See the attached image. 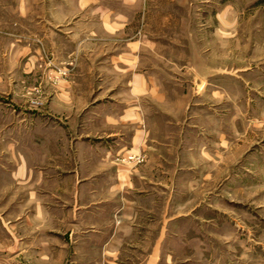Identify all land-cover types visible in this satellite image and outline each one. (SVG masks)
Segmentation results:
<instances>
[{
  "label": "crops",
  "instance_id": "obj_1",
  "mask_svg": "<svg viewBox=\"0 0 264 264\" xmlns=\"http://www.w3.org/2000/svg\"><path fill=\"white\" fill-rule=\"evenodd\" d=\"M150 1L0 0V193L26 204L0 214L15 264H242L243 203L264 180V0H200L218 7L186 56L191 85L136 70L146 41L129 28ZM47 54L73 68L32 109Z\"/></svg>",
  "mask_w": 264,
  "mask_h": 264
},
{
  "label": "rangeland",
  "instance_id": "obj_2",
  "mask_svg": "<svg viewBox=\"0 0 264 264\" xmlns=\"http://www.w3.org/2000/svg\"><path fill=\"white\" fill-rule=\"evenodd\" d=\"M195 1L196 3L194 5L187 6V3L194 1L151 0L150 4H146L145 9L137 14L134 27L129 28L132 30L129 36L134 37L139 33L145 38L146 41L140 50L141 53L139 54V63L136 69L138 72H146L153 77L155 75L157 79L166 84H192L193 76L191 68H193L197 62L199 63L200 60L187 58L190 52V46L195 43L196 48L198 46L202 51H206L203 50L202 43L198 44L199 41H202V38L196 34L197 32L204 29L202 26L203 20L214 18L216 7H218L217 4H214L216 2L212 1L213 3H211L212 6L210 7L211 9L206 10L207 7L205 6L209 4L199 3L201 2L200 0ZM233 13L234 12H232V14ZM187 40H189V42H187ZM225 46V51L224 47H221L222 54H225L226 56L225 59H222V62H226L228 67H233L235 66V61L237 60L235 57V48L237 45L235 43L228 42ZM242 46L246 48L247 53L249 54L250 50L252 49L251 44L243 43ZM122 47L123 43L115 42L113 45L114 55L120 52ZM210 47L211 49H208L207 53L210 52L212 56H214V53H217L220 50L218 49L217 43H211ZM263 50L264 47L260 46L259 51L261 52ZM245 60H247V58H244V61ZM94 61L96 62V60ZM104 61L105 59H98V63ZM207 61L210 62V65H213L216 63V61L218 62L219 59H214L210 56L207 58ZM263 61L264 60L259 59V67H264ZM247 62L249 61H246V63ZM60 65L61 64L58 65L59 68L52 66L51 56L49 54L41 55L37 58L35 64V68L37 69V74L35 75L36 81L33 89L28 92V95H31L27 100L28 107L32 109H41L44 107L46 100L44 96V89H42L44 83L53 85L61 80V78H64V80L69 79V74L73 68L72 59H70L64 65V68H60ZM49 70H53L55 74L53 75V73H49ZM182 87L183 91H185L187 94L192 91H190L189 86ZM114 92V90L112 92H100V96L102 97L100 99L103 100L106 99V97H111L114 95ZM96 93L97 92H93L91 98L94 99ZM116 93L117 92H115V95ZM258 183L259 193L254 195V198L248 199L247 202L243 203V214L248 218H244L243 220L244 225L242 229V238L244 239V242H246V251L244 250L243 253L242 264H264V235H261L263 234L261 230L264 229V180L261 178ZM5 193H0V214H26L24 190L19 189V199L16 203L5 202L6 197H2ZM8 199L9 198L7 196V200ZM257 199L258 202H256ZM254 211L258 212L257 220L255 217H253V219L250 217L251 213L255 214ZM255 240L259 241L257 246L252 245V241ZM249 243L252 245V248ZM9 255L10 252L7 250L0 251V264H15L14 262L10 261V259H8ZM233 262L234 261H232V264H234ZM21 264L26 263L22 262ZM228 264H230L229 261Z\"/></svg>",
  "mask_w": 264,
  "mask_h": 264
},
{
  "label": "built area",
  "instance_id": "obj_3",
  "mask_svg": "<svg viewBox=\"0 0 264 264\" xmlns=\"http://www.w3.org/2000/svg\"><path fill=\"white\" fill-rule=\"evenodd\" d=\"M127 159H128V160L134 159V160H136V161L138 162V161H140L141 158H137V157L134 158V157H132V156H128Z\"/></svg>",
  "mask_w": 264,
  "mask_h": 264
}]
</instances>
